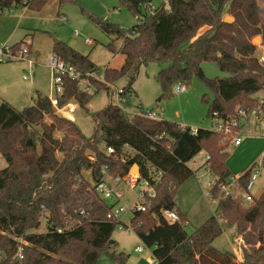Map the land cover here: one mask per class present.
<instances>
[{
    "label": "trees",
    "instance_id": "1",
    "mask_svg": "<svg viewBox=\"0 0 264 264\" xmlns=\"http://www.w3.org/2000/svg\"><path fill=\"white\" fill-rule=\"evenodd\" d=\"M47 1L32 0L23 6L22 0H0V14L16 8L40 9ZM151 2L120 1L137 21L125 35L117 26L89 16L104 34L122 40L118 50L114 41L106 45L111 54L123 57V63L119 68L106 67L102 78L113 85L133 74L120 93L123 107H130L135 97L132 85L139 67L154 62L165 65L155 75L161 88L158 102L170 98L175 85H189L195 78L214 95L211 101L202 96L207 117L214 122L226 121L238 104L256 108L259 102L253 96L264 89V66L254 57L251 41L260 37L264 46V0H167L155 11ZM224 15L233 21L224 22ZM19 45H13L12 51H18ZM52 53L83 77L98 70L89 55L62 42L53 44ZM203 63H215L231 77L207 81L200 70ZM92 84L96 89L89 96L78 82L63 78L59 104L74 101L86 109L94 94L109 89ZM261 105L264 116V99ZM92 120L93 134L87 138L74 122L56 113L47 97L36 95L33 104L22 110L0 102V156L6 162L0 170V264H96L102 252L116 264H126L128 257L112 250V234L119 225L107 217L109 206L82 173L89 172L93 182H100L105 176L124 177L133 165H138L139 180L153 188L155 197L123 226L151 250L158 264H264V188L246 209L212 188V200L217 202L214 213L191 233L176 208L178 190L194 175L187 164L200 152H206L208 173L218 182L232 176L226 165L228 153L223 151L226 144L220 145L222 133L196 129L192 134L189 127L176 123L126 114L113 102L95 112ZM124 147L135 154L128 156ZM106 148L113 153L107 155ZM146 164L161 171L157 182ZM262 166L264 170V157ZM249 174L250 169L239 178L242 186ZM42 207L47 210L46 230L36 233ZM172 209L179 221L168 224L162 211ZM231 228L241 239L240 262L212 246Z\"/></svg>",
    "mask_w": 264,
    "mask_h": 264
},
{
    "label": "rangeland",
    "instance_id": "2",
    "mask_svg": "<svg viewBox=\"0 0 264 264\" xmlns=\"http://www.w3.org/2000/svg\"><path fill=\"white\" fill-rule=\"evenodd\" d=\"M121 0H48L40 9L37 8H16L12 13L0 14V35H5L10 29L16 30L10 43L18 42L25 39V42L31 44V54L28 59L10 60L0 63V102L6 101L17 110H22L32 105L35 98V92L40 93L50 99H54L56 95V87L50 69L48 68V60L52 53V45L55 41L62 42L71 47L82 55H89V59L98 69L94 73L85 74L82 82L79 84L81 91L89 96L94 93L96 86L92 83L97 82L104 84L107 90L102 89L101 92L94 94L86 109H82L77 103L71 101L68 106H74L75 111L71 114L74 124L85 137H91L94 129L92 115L103 109L110 100V94H115L127 86L133 74H127L120 78L113 85H108L102 78V73L106 67L119 68L123 63L121 55H113L106 49L109 42L114 41L115 50H118L122 40H115L113 36L104 34L99 26L89 18L91 16L95 20H100L117 26L125 35L127 30L133 27L137 21L134 16L120 3ZM167 0H152L151 7L154 10L166 4ZM264 8V5L261 7ZM61 16H64L62 18ZM225 17H229L224 15ZM66 18V19H65ZM77 32V36L74 33ZM114 38V39H113ZM255 37L251 43L256 41ZM260 41H256L254 57H259L264 53V46ZM91 39L93 46H87L85 40ZM113 39V40H112ZM25 46L28 47L26 43ZM20 46V45H19ZM20 48V47H18ZM29 50V49H28ZM30 53V52H29ZM115 56V57H114ZM165 65L157 63H148L141 65L138 74L134 79L132 89L135 91L137 98L131 99L130 108H125L129 115L136 113L137 105H141L143 111L158 110L162 111V120L182 124L192 129H203L213 131L215 122L207 117V105L202 101V96L207 95L208 99L213 100V93L199 80L193 78L187 91L180 95L172 96L158 102L157 99L161 95V88L155 80V75ZM89 78V80H88ZM88 87V91L83 90ZM98 87V86H97ZM257 102L264 99V89L253 97ZM11 101V102H10ZM256 102V103H257ZM240 105L234 106V113L228 118L235 117ZM256 109V108H254ZM57 114L61 111L54 109ZM247 132L241 129L239 136L242 143L238 147L231 145L232 138L238 134L237 131L230 132L228 137L221 134V144H226L223 151L228 153L226 161L227 168L231 175H241L250 169L253 163L260 161V157L264 155V121L256 126L247 125ZM59 138L61 135L56 134ZM102 148V147H100ZM228 150H230L228 152ZM90 155V153H88ZM132 157L135 153L129 151L126 153ZM206 152L202 151L195 158L197 165H202ZM202 163V164H201ZM191 166H194L191 163ZM6 167L5 160L0 156V170ZM151 170V168H149ZM130 172V171H129ZM131 174V173H130ZM131 175H135L132 173ZM83 179L91 184V178L88 172L82 173ZM213 180V176L209 175L203 168L193 175L180 187L176 194L175 203L188 207L187 216L191 218V225L187 228V232L191 233L205 222L214 212L215 203L208 197V182ZM113 184V183H112ZM116 185V184H113ZM123 191V203L127 206L139 204L141 200L137 198V192L140 188H129L124 183L117 184ZM264 188V173L261 174L259 180L255 184L252 193L258 198ZM141 189H145L141 187ZM242 209H246L249 205L240 204ZM129 213L119 216L122 223L119 228L115 229L112 234V241L115 243L112 250L115 253H124L127 257L126 264H150L153 261L151 250L144 247L142 253L135 254L136 248L143 247L138 237L123 225H127L129 221ZM45 220H41V225L36 233H43L46 230ZM234 228V227H233ZM233 228L226 230L221 236L214 240L212 246L220 251H226L233 254L236 261L242 260V252L239 248V241H235L239 236ZM241 241V239H240ZM241 243V242H240ZM96 264H116L110 257L102 252Z\"/></svg>",
    "mask_w": 264,
    "mask_h": 264
},
{
    "label": "built area",
    "instance_id": "3",
    "mask_svg": "<svg viewBox=\"0 0 264 264\" xmlns=\"http://www.w3.org/2000/svg\"><path fill=\"white\" fill-rule=\"evenodd\" d=\"M32 0H22V5L25 6L28 2H31ZM13 9H10L8 11H5L4 13H12ZM75 36H77V32L74 33ZM85 44L92 46L93 41L91 39L85 40ZM13 45H7L2 44L0 45V63L1 62H7L10 60H24L28 59L30 53L25 45H21L19 50L16 52L12 51ZM257 61L259 64L264 66V53L257 57ZM48 68L51 71L52 78L55 83L56 87V94L63 93V78H67L70 81H76L79 84L84 80L83 76L73 67L66 63H64L62 60L57 58L56 56H51L48 60ZM85 91H88V87L85 86ZM173 93L175 95L183 94L187 91V85L185 84H177L173 88ZM121 91H117L115 94H110V100H115L113 102L115 105H117L119 108H121L125 113H127L126 109L123 107L124 101L120 97ZM59 96L56 95L54 99H49L52 108L58 109L61 112H68L73 113L75 111L74 106H68V104L60 105L59 104ZM262 102H259L256 109H247V108H240L237 110V113L235 117L228 118L226 121L218 119L215 122V130L217 132L222 133L225 137H228L230 135V132H232V129H238L241 128L244 130V128L251 123V125H256L262 121H264V116L262 112ZM140 116H144L150 120H161V115L157 112L148 110V111H141L137 113ZM216 116V115H215ZM182 127V126H181ZM191 133L195 134L196 130L191 129ZM246 136H248V133H246ZM264 141V136H262ZM242 142V138L239 136V133L236 134L235 137L232 138L231 145L233 147L240 146ZM125 152H133L130 148L124 147L123 148ZM105 153L107 155H110L113 153V150L111 148H106ZM209 159V157L206 155V161ZM146 168L149 172V175L152 180L157 182L159 178L161 177V171L156 170L155 167H153L150 164H146ZM151 168V170L149 169ZM208 171V169H207ZM103 173H105L104 170H102ZM264 173L263 166H262V159L258 162H255L250 167V174H249V180L246 185H241L239 182V176L232 175L228 178L225 182H218L219 179L213 177V180L207 184L208 187V194L207 197L212 200L211 195V189L216 187L219 191V194L222 195L225 198H231L232 200L238 201L240 204L243 205H250L255 199L252 190L259 180L261 174ZM92 181V180H91ZM116 185H113V184ZM119 183H124L129 188L133 189L138 186L140 188L137 192V198L141 200V202L138 204H134L132 206H127L123 203V191L122 189L117 186ZM91 186L95 192V194L109 206V212L107 217L109 219L115 220L119 226L122 225L120 222L119 216L121 214H128L129 213V220L131 218V215L134 211L136 212H144L146 208L149 206L148 199L154 198L155 193L152 187L148 185V183L145 180H139V177H135L130 174V172L125 175L122 178H109L108 176H105L100 182H91ZM141 187H144L145 189H141ZM212 202L215 203L216 201L212 200ZM162 217L168 224H174L179 221L178 213L176 212V209L172 210H164L162 211ZM47 218V210L45 207L41 208V220H45ZM129 222V221H128ZM128 225V224H127ZM118 226V228H119ZM128 230H130L128 228ZM58 233H61V229L56 230ZM239 241V248L241 245L240 239L236 240L235 242L238 243ZM144 250V247H140L135 250V252H142ZM21 258V257H20ZM152 264H158L157 261L154 260Z\"/></svg>",
    "mask_w": 264,
    "mask_h": 264
},
{
    "label": "crops",
    "instance_id": "4",
    "mask_svg": "<svg viewBox=\"0 0 264 264\" xmlns=\"http://www.w3.org/2000/svg\"><path fill=\"white\" fill-rule=\"evenodd\" d=\"M167 3V2H166ZM150 8H151V10L152 11H155L154 9H153V6L151 7V5H150ZM13 12H14V10H13ZM62 18H64V16H61ZM66 19V18H65ZM15 31L16 30H9L5 35H0V45H2V44H7V45H15V44H18V43H22V45H24V43H26L27 45H28V49H29V52H30V54H31V44H28L27 42H25V39L23 38V39H21L20 41H18V42H13V43H10L11 42V40H12V38H13V36H14V34H15ZM56 43V42H55ZM93 45H94V43H93ZM92 45V46H93ZM87 46H89V45H87ZM121 46V45H120ZM52 47H53V45H52ZM115 57V56H114ZM133 86V85H132ZM123 90V89H122ZM121 90V91H122ZM133 90V89H132ZM134 91V90H133ZM134 93H135V91H134ZM41 95L40 93H38V92H35V97H36V95ZM257 94V93H256ZM180 95V94H179ZM41 96H43V95H41ZM43 97H46V96H43ZM254 97V96H253ZM48 98V97H47ZM134 99H136L137 98V96H136V93H135V97H133ZM35 99V98H34ZM48 99H50V98H48ZM263 101V100H262ZM262 101H259V102H262ZM11 102V101H10ZM69 103V102H68ZM68 103H66V104H68ZM70 103H73V102H71L70 101ZM69 103V104H70ZM75 103V102H74ZM32 104H33V101H32ZM11 105V104H10ZM130 108V107H129ZM54 109V108H53ZM140 111H143V108L141 107V105H137V107H136V113L135 114H137L138 112H140ZM151 111H154V112H157V113H159L160 115H161V120H162V111H161V109H160V111H158V110H151ZM72 113H68V112H61V114H58L59 116H61V117H63V118H66V119H68V120H70V121H72V122H74V119H73V116L71 115ZM134 115V114H133ZM261 123V122H260ZM259 124V123H258ZM250 125H251V123H250ZM257 125V124H256ZM256 125H252V126H256ZM180 126H182V127H187V126H184V125H182V124H180ZM190 129H192L191 127H189ZM247 126L244 128V130L247 132ZM196 130V129H195ZM248 133V136H249V132H247ZM242 143V142H241ZM241 145V144H240ZM230 150H228V152H229ZM128 153V152H127ZM201 153V152H200ZM264 157V155L262 154L261 155V157H260V160L262 159ZM195 158V157H194ZM194 158L187 164V166L194 172V175L196 174V173H198L199 171H200V169L201 168H203L204 170H205V172H207L208 173V171H207V165H206V154H205V157H204V162H203V164L202 165H197V163L194 161ZM191 163L194 165V166H196V167H192L191 166ZM254 164V163H253ZM252 164V165H253ZM89 173V172H88ZM209 174V173H208ZM244 174V173H243ZM90 175V174H89ZM242 175V174H241ZM235 176H239V175H235ZM209 183V182H208ZM207 183V184H208ZM207 186V185H206ZM206 197H207V194H206ZM177 198V197H176ZM176 198H175V200H176ZM174 200V201H175ZM176 204V208L185 216V218H186V221H187V223L189 224V226L191 225V218H189V216H187V214H186V212H187V208L188 207H186V206H183V205H181V203H179L178 205H177V203H175ZM214 213V212H213ZM204 223V222H203ZM229 230V229H228ZM234 230V229H233ZM226 231V230H225ZM224 231V232H225ZM223 232V233H224ZM143 247H145V246H143ZM136 249H138V248H136ZM135 249V250H136ZM135 250H134V252H135ZM220 251V250H219ZM139 253H142V252H135V254H139ZM151 255H152V252H151ZM154 259V258H153ZM155 260V259H154ZM154 260L153 261H149V263L150 264H152L153 262H154ZM156 261V260H155ZM238 262H240V261H238Z\"/></svg>",
    "mask_w": 264,
    "mask_h": 264
},
{
    "label": "water",
    "instance_id": "5",
    "mask_svg": "<svg viewBox=\"0 0 264 264\" xmlns=\"http://www.w3.org/2000/svg\"><path fill=\"white\" fill-rule=\"evenodd\" d=\"M232 21H233V19L231 17H225L224 18V22H226V23H231ZM256 41H260V39L257 37ZM256 41L254 44H256ZM55 42L58 43V41H55ZM200 70L202 72L203 77L207 81H212L215 79H226V78L231 77V75L226 74L224 72H221L215 63H203L200 65ZM130 173L131 174L134 173L135 175H133V176L139 177L138 165H133L132 168L130 169Z\"/></svg>",
    "mask_w": 264,
    "mask_h": 264
}]
</instances>
